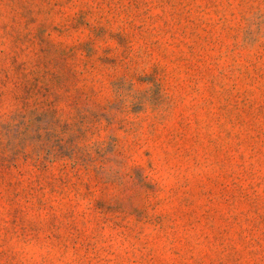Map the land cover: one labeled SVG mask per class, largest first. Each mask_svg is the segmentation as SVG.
Returning a JSON list of instances; mask_svg holds the SVG:
<instances>
[{"label":"rangeland","instance_id":"374dc122","mask_svg":"<svg viewBox=\"0 0 264 264\" xmlns=\"http://www.w3.org/2000/svg\"><path fill=\"white\" fill-rule=\"evenodd\" d=\"M0 264H264V0H0Z\"/></svg>","mask_w":264,"mask_h":264}]
</instances>
